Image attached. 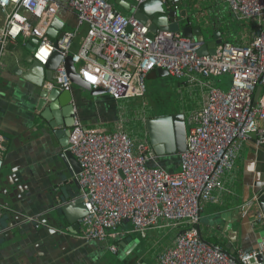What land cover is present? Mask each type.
<instances>
[{"label": "built area", "instance_id": "2783aa9c", "mask_svg": "<svg viewBox=\"0 0 264 264\" xmlns=\"http://www.w3.org/2000/svg\"><path fill=\"white\" fill-rule=\"evenodd\" d=\"M161 1L168 11L186 9V0ZM214 1L241 24V36L238 42L225 37L223 24H215L218 15L222 18V8L213 15L197 0L191 8L193 24L203 30V25L211 27L213 18L212 28L221 32L215 52L200 54L202 44L195 36L158 29L152 37L147 24L115 12L109 0H0L6 14L0 29V69L10 44L32 36L39 39L33 53L39 63L47 64L55 50L64 58L73 53L81 78L92 89L103 88L118 99L145 95L147 78L159 67L202 88V106L189 115L187 149L177 171L158 164L149 138H135L122 122L106 130L75 119L67 150L81 166L76 178L87 214L75 229L80 237L113 239L110 248L117 252L118 240L128 233L125 222L146 237L164 220L181 231L173 245L159 254L161 264H264V242L251 250L239 248L236 261L228 250L208 244L200 231L203 208L221 187L224 174L235 166L243 145L251 142L264 149V0ZM62 7L77 14L79 27L66 30L56 41L48 30ZM82 26L85 36L74 49ZM225 74L231 75L228 89L216 84V78ZM46 86L72 89L64 62ZM6 151L7 138L0 132V159ZM3 210L0 203V216Z\"/></svg>", "mask_w": 264, "mask_h": 264}, {"label": "crops", "instance_id": "0c3cea01", "mask_svg": "<svg viewBox=\"0 0 264 264\" xmlns=\"http://www.w3.org/2000/svg\"><path fill=\"white\" fill-rule=\"evenodd\" d=\"M58 1L65 3L67 0ZM195 1L186 0L183 7L191 10ZM202 1L201 6L210 9L213 15L223 6L214 0ZM121 9V13L130 15L123 7ZM220 15L222 18L219 15L215 18L217 26L224 22L222 11ZM56 18L53 34L61 27L64 30L79 27L77 14L66 7L59 10ZM5 20L6 14L0 7V29ZM78 31L74 49L79 47L85 36V26ZM234 36L238 42L241 34ZM32 38L21 36L11 43L0 69V132L7 138V151L3 158L5 166L0 175V203L4 206L0 216V264H160L159 254L173 245L181 231L180 226L161 220L159 226L151 229L143 238L131 230L129 222H125L123 228L128 233L118 240L117 252H113L110 248L115 243L113 239L106 242L88 241L79 236L64 213L59 215L54 210L57 204L64 203L61 199H58L59 203L54 200V195L60 196V188L68 187L67 201L74 202L71 195L76 192L74 181L78 174L71 175L69 170L74 173L73 166L70 163L66 166L62 161L60 154L64 147L61 141L66 142L68 137H58L57 132L67 130V123L73 119L75 124L77 118L83 125L106 130H113L122 122L131 132L127 128L128 122L119 113L120 98L107 92L89 97L84 90L76 88L73 99L71 96L65 102L74 104L73 118L61 116L60 100L49 97L45 98L39 109L43 88L16 72L19 68L26 70L28 67L26 59L31 54L29 47ZM155 71L156 75L153 74ZM155 71L147 79H154L160 84L169 81L175 89H186L190 101H185V105L177 102L176 107L159 112L154 106L156 111H152L155 115L152 117L170 115L177 108L185 113L188 123L190 113L202 106L201 86L170 74V77H162ZM52 110L60 113L62 124L56 127H50V122L55 120L42 117L43 112L54 117L56 114ZM40 120L44 122L43 130H37V121ZM156 155L157 163L166 169H180L181 153ZM60 174H64L62 180ZM263 180L264 149L246 142L235 166L224 174L221 187L214 191L212 199L203 208L200 222L202 236L228 251L239 248L251 250L264 242V210L261 206ZM50 218H56L63 225H55Z\"/></svg>", "mask_w": 264, "mask_h": 264}, {"label": "water", "instance_id": "95a60500", "mask_svg": "<svg viewBox=\"0 0 264 264\" xmlns=\"http://www.w3.org/2000/svg\"><path fill=\"white\" fill-rule=\"evenodd\" d=\"M113 4L115 6V12H120V9H118L117 7V5H119L121 8L123 7L125 10H127L130 15L136 16L137 18L141 19L145 24H147L150 28V35L152 37L158 29L182 31L185 36H195L197 41L202 44V47L199 49L200 54L214 53L215 48L221 38V32L217 30L214 33L215 39L206 43L202 28L196 24H193V21L191 20L189 11L187 9H183L181 11H168L161 0H150L139 4H133L130 1L127 2L126 0H113ZM180 17L182 19L179 21L178 18ZM56 25L57 18L53 20L52 26L48 30V34L52 39H55L57 41L65 34L66 30L61 27L59 28L60 30H57L56 34H53L54 26ZM38 45L39 39L37 37H33L31 39V44L29 47L31 54L26 59L28 67L26 68V70L19 68V70L16 72L20 74L23 78L43 88V99L40 102L39 109L40 106L45 102V98L49 97V99L52 100H60V104L62 105L61 116H70L71 118H73L75 114V106L71 102L69 104L65 102L69 101L71 99V96L73 99V96H75L74 90L76 88L79 87L81 89L88 90L93 96L106 93V90H104L103 88H98L95 90L92 89V85L85 82L81 78L72 60L73 53H69L64 58L63 54L59 50H55L50 59L48 60L47 64L42 65L41 63H39L33 57V53ZM56 47H58L57 44ZM61 62H64L68 75L73 82L72 89L70 90L62 91L60 87L49 88L46 86V82L52 81L54 71L60 66ZM157 71L162 77L169 76V72L165 68L159 67L157 68ZM260 91L261 88L259 87L257 89L255 99L258 98ZM52 113L56 115L54 117H51V114L48 115L45 112H43L42 114V117L47 120H55L50 122V127H56L58 124H62L61 119L59 118L60 113H56L53 110ZM37 126V130H43V128H45L44 122L42 120L37 121ZM73 126L74 120L72 119L70 122L67 123V130H60L57 132L58 137H63L64 135L68 137V140H66V142L65 140L61 141V144L64 149L63 152H61L60 157L62 158V161L66 166H68L69 163L73 166L74 173L69 170V173L71 175H75L81 171V166L78 159L69 150H67V147H69L70 144L69 139L73 130ZM144 127L148 133L150 144L152 145L153 149L157 154L164 155L173 153H183L186 151L188 134L187 121L185 113L181 110H177L176 112L171 113L170 115L148 117L147 119L145 118ZM4 166V159H0V175L3 172ZM63 177L64 174L59 175V178L61 180L63 179ZM74 182V189L76 190V192L71 195L72 199H74V202H70L69 200L67 201V198L69 196L67 195L66 189L68 187L60 188L58 191H60L61 194L59 197L57 195H54V200L56 203H59L58 199H61L64 203L57 204L54 210L59 215L64 213L68 217L69 222L74 224V229H76L79 226V224H77V221L87 214V210L85 208L84 200L80 196V186L77 179ZM261 206L264 210V196H261ZM52 219L55 225H63V223L57 220L56 218ZM52 219L50 218V220ZM205 241L213 247H218L217 245L213 244L212 242L206 239ZM229 252L233 259L238 261V258L235 255V249H230Z\"/></svg>", "mask_w": 264, "mask_h": 264}, {"label": "rangeland", "instance_id": "374dc122", "mask_svg": "<svg viewBox=\"0 0 264 264\" xmlns=\"http://www.w3.org/2000/svg\"><path fill=\"white\" fill-rule=\"evenodd\" d=\"M113 3V0H109ZM132 3H134L133 0ZM118 9L122 10L119 5ZM189 8V7H188ZM222 8V15L224 16V22L222 25V32L225 37H227L233 42H237V38L234 36L240 34L242 30L239 27V22L230 16L227 11V7ZM225 9V10H224ZM190 18L193 22L196 19L192 16V11L189 8ZM184 23V22H183ZM215 30L212 27H206L203 25V34L207 42L215 39ZM234 34V35H232ZM171 76V75H170ZM169 76V77H170ZM167 77V76H165ZM164 82V81H163ZM216 82L220 84L224 89H228L231 84V75L225 74L216 78ZM147 94L141 96H131L129 98H122L119 100V113L123 115L126 119L127 128L133 134L135 138L145 139L147 138V131L144 128V117L148 118L150 112L155 110L154 106L157 107V112L163 109H172L177 106V102L185 105V101H190L188 99L189 95L187 90L181 89L179 87L173 88L172 82L167 81L165 84L157 83L154 79H147L146 82ZM79 88V87H78ZM81 89V88H79ZM84 90V89H82ZM85 94L89 97L93 96L90 91L84 90ZM186 110V109H185ZM143 111V113H142ZM156 111V110H155ZM145 113V114H144ZM154 112H152L153 114ZM91 125V124H90ZM91 125L90 127H92ZM131 226V223H129Z\"/></svg>", "mask_w": 264, "mask_h": 264}, {"label": "trees", "instance_id": "16d2710c", "mask_svg": "<svg viewBox=\"0 0 264 264\" xmlns=\"http://www.w3.org/2000/svg\"><path fill=\"white\" fill-rule=\"evenodd\" d=\"M240 28H241V27H240ZM154 71H155V70H154ZM152 72H153V71H152ZM156 73H157L156 71H155V72H153V74H155V75H156ZM151 74H152V73H151ZM216 84H217V85H219V86H221V85H220V84H218L217 82H216ZM221 87H222V86H221ZM177 110H178L177 108H175V109H174V111H175V112H176ZM171 112H172V111H171ZM171 112H170V113H171ZM152 116H155V115H154V114H152V113H150V114H149V117H152ZM141 237H142V236H141ZM143 238H145V237H143Z\"/></svg>", "mask_w": 264, "mask_h": 264}, {"label": "snow or ice", "instance_id": "6c2138e0", "mask_svg": "<svg viewBox=\"0 0 264 264\" xmlns=\"http://www.w3.org/2000/svg\"><path fill=\"white\" fill-rule=\"evenodd\" d=\"M19 19V18H18Z\"/></svg>", "mask_w": 264, "mask_h": 264}]
</instances>
